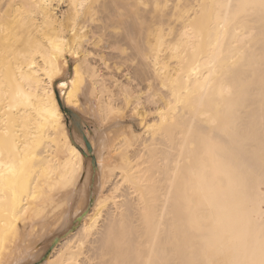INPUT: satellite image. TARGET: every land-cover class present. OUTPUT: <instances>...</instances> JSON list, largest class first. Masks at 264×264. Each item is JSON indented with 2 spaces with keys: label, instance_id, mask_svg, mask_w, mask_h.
Here are the masks:
<instances>
[{
  "label": "bare ground",
  "instance_id": "bare-ground-1",
  "mask_svg": "<svg viewBox=\"0 0 264 264\" xmlns=\"http://www.w3.org/2000/svg\"><path fill=\"white\" fill-rule=\"evenodd\" d=\"M234 205L264 228V0H0V264H225Z\"/></svg>",
  "mask_w": 264,
  "mask_h": 264
},
{
  "label": "clouds",
  "instance_id": "clouds-1",
  "mask_svg": "<svg viewBox=\"0 0 264 264\" xmlns=\"http://www.w3.org/2000/svg\"><path fill=\"white\" fill-rule=\"evenodd\" d=\"M203 243L226 253L225 264H264V228L255 231L239 205L217 210L208 221Z\"/></svg>",
  "mask_w": 264,
  "mask_h": 264
},
{
  "label": "rangeland",
  "instance_id": "rangeland-1",
  "mask_svg": "<svg viewBox=\"0 0 264 264\" xmlns=\"http://www.w3.org/2000/svg\"><path fill=\"white\" fill-rule=\"evenodd\" d=\"M66 10V6L63 4L60 8V11L58 12V15H60L61 12ZM56 95H57V100L60 101V97L62 96V93L60 91H56ZM120 108L119 110H121V114H126L125 112H127V108H123V105H119ZM123 108V109H122ZM126 109V110H125ZM78 112V110H76ZM124 111V112H123ZM120 112H118V115L120 114ZM81 114V112H78ZM85 118L84 121L79 122L76 126L73 124V117L68 114L67 112H63V118H64V123L67 127H71L72 129L69 130V132L71 133V136L73 138V142L75 144V147H77V149H79V151H81L82 153H86L88 160L90 162V164L94 165L96 164V156L94 155L93 152H90L88 149L85 148L84 143L89 142V138H93L95 139L96 135H97V130L98 127L101 123H99L100 119L99 117L97 118V120H95V117H92V115L87 116V115H81ZM108 116V115H107ZM111 116V115H109ZM113 116V115H112ZM117 116V115H116ZM108 118V117H107ZM74 126V127H73ZM101 126V125H100ZM73 128L77 131L76 134L73 133ZM138 133H140V129L138 128L136 130ZM46 258L45 257H41L40 259H32L31 261L25 263V264H44Z\"/></svg>",
  "mask_w": 264,
  "mask_h": 264
}]
</instances>
